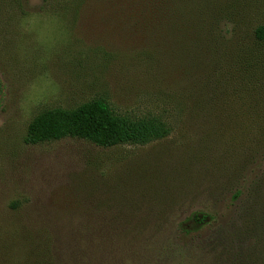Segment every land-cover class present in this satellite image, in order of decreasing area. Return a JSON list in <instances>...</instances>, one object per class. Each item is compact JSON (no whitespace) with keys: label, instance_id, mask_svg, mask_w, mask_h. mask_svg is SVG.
I'll use <instances>...</instances> for the list:
<instances>
[{"label":"rangeland","instance_id":"obj_1","mask_svg":"<svg viewBox=\"0 0 264 264\" xmlns=\"http://www.w3.org/2000/svg\"><path fill=\"white\" fill-rule=\"evenodd\" d=\"M259 27L264 0H0V264H264ZM98 98L172 131L24 143Z\"/></svg>","mask_w":264,"mask_h":264},{"label":"trees","instance_id":"obj_2","mask_svg":"<svg viewBox=\"0 0 264 264\" xmlns=\"http://www.w3.org/2000/svg\"><path fill=\"white\" fill-rule=\"evenodd\" d=\"M264 39V27L256 30ZM171 125L160 116L133 117L115 113L109 102L98 98L73 109L52 108L37 114L28 124L24 143L37 145L66 138L101 148L145 146L167 138ZM202 219L194 217L198 224Z\"/></svg>","mask_w":264,"mask_h":264}]
</instances>
